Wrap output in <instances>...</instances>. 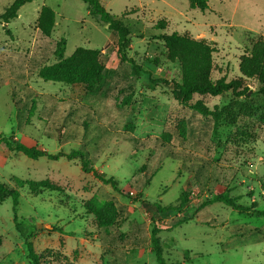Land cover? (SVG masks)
<instances>
[{
  "label": "rangeland",
  "instance_id": "374dc122",
  "mask_svg": "<svg viewBox=\"0 0 264 264\" xmlns=\"http://www.w3.org/2000/svg\"><path fill=\"white\" fill-rule=\"evenodd\" d=\"M13 1L0 0V13ZM101 2L129 27L132 41L126 54L151 72L152 78L181 77L179 62L167 57L162 33L187 32L206 39L214 48L212 78L226 76L227 80L242 75V55L264 37V0H208L209 9L204 11L192 8L189 0ZM45 4L56 12L52 37L67 40L65 55L81 46L99 50L98 61L106 82L100 93L91 95L89 83L46 80L37 71L28 84L39 93L74 100L85 107L91 105L96 112L104 113L102 117L95 116L98 121L116 128L128 123L130 134L149 140L136 146L114 138L99 156L95 167L107 177L113 176L116 187L84 172L79 159H33L0 143V182L20 192L15 209L10 196L0 195V264H32L22 231L41 255L42 264H159L151 243L154 225L164 228L158 235L169 263L264 264V241L223 248V244L231 246L256 235L250 228L264 226V94L258 92L259 80L246 78L245 85L250 90L241 97L227 91L217 96L194 94L191 99L192 103L198 101L209 109L217 106L225 112L218 134L212 135L215 158L224 168L223 183L214 185L213 192L228 190L230 196L238 197L237 203L249 207V211H241L215 202L200 209L198 193L209 194L203 179L193 169L187 171L182 160L161 159L171 142L164 128L166 119L182 125L188 119L189 108L180 104L169 88L152 86L149 79L132 73L130 64L121 60L117 38L108 24L91 15L86 2L33 0L24 4L19 16L9 23L0 18V48L31 56L38 35L37 18ZM161 19L167 20L165 29L156 28ZM57 61L52 56L45 65ZM11 91L8 83L0 87L1 133L53 153L79 147L78 142L62 143L47 135L51 128L42 118L41 100L29 123L19 130ZM113 91L117 99L109 95ZM125 98H130L129 104H122ZM51 132L58 134L56 129ZM143 165L147 168L143 169ZM42 181L45 183L37 185ZM183 192L189 193V202L162 213L152 215L142 203L147 199L179 204ZM114 207L126 213L122 221L118 219L110 227L113 234L108 238L132 232L136 225L147 238L145 247L132 250L129 245L114 253L102 244L105 228L98 224L92 210L109 217ZM207 212L217 216L218 226L202 221L206 216L211 220ZM15 213L22 231L17 228ZM180 219L186 222L167 229ZM243 224L244 230L238 231Z\"/></svg>",
  "mask_w": 264,
  "mask_h": 264
},
{
  "label": "trees",
  "instance_id": "16d2710c",
  "mask_svg": "<svg viewBox=\"0 0 264 264\" xmlns=\"http://www.w3.org/2000/svg\"><path fill=\"white\" fill-rule=\"evenodd\" d=\"M31 1L33 0H14L4 12L0 13V18L4 23H9L18 17L19 9L22 6ZM83 1L88 4L91 15L108 24L112 35L117 38L118 53L121 60L130 64L133 70L132 73L138 77L144 76L149 79L152 86L162 85L169 88L173 97L180 104L189 108L188 119L182 125L175 124L170 118L166 119L164 128L169 133L171 142L165 148L166 152L163 153L161 159L172 157L173 159L182 160L183 167L187 171L193 169L203 179L202 184L205 187L207 186L209 194L205 196L203 193H198V197H200L199 202H197L198 207L204 209L215 202H223L241 211H249V207L237 203L238 197L230 196L228 190L221 193L213 192V186L222 182L224 168L215 158V144L212 135L218 134V127L224 117V110L219 109L217 106L214 109H209L198 101L192 103L191 99L194 94L217 96L227 91H232L236 97L244 96L250 90L245 85L246 78H257L261 83L258 92L264 94V37L257 39L253 43L251 50L242 55L239 64L242 75L227 80L226 76L218 79L212 78L214 69L212 53L214 48L206 39L195 38L187 32L162 33L160 38L164 41L167 48V57L172 62H179L181 77L180 79L170 80L152 78L151 72L145 70L126 54L132 41L129 27L120 18L112 14L101 0ZM189 4L192 8H200L203 11L209 9L208 0H189ZM55 21V10L49 5H43L37 18L38 35L31 56L27 53L0 48V87L6 83L11 85V101L17 109V127L19 130H22L29 123L37 109L36 103L41 100L43 103L41 115L47 122V126L51 128L48 130L56 129L58 132V134H52L51 131H48L47 135L56 137L62 143L72 141L78 142L80 145L77 148H71L69 151L59 150L53 153L37 145H28L14 140L13 135L8 136L1 132L0 143L5 144L11 151L23 153L33 159H38L42 156L52 160H59L63 157L69 160L79 159L81 169L84 172L93 173L103 182L111 183L116 187L113 176L107 177L104 172L99 171L95 167L99 156L114 138L129 141L136 146L149 139L142 140L130 134L127 131L128 123L122 125L121 128H116V125L98 121L95 116L99 118L104 113L96 112L91 105L85 107L74 100L57 98L53 94L39 93L28 84V80L37 71L46 80L89 83L91 95L100 93L103 84L106 82L103 73L104 68L98 61L99 50L81 46L77 47L71 55L66 56V38L63 37L57 40L52 37ZM166 27L167 20L165 19H161L156 23V28L158 29H165ZM5 30L11 35L10 29L6 26ZM52 56H56L58 61L51 65H45ZM120 91L122 92V89ZM109 95H114V98L117 97L114 91L109 92ZM125 99L122 104H129L130 98ZM161 145L165 146V144ZM142 168L145 169L147 166L143 165ZM36 183L41 185L45 182ZM202 189L204 188L202 187ZM0 195L10 196L13 200L14 209L16 208L20 196L18 189L9 188L6 184L0 182ZM189 198V193L183 192L180 196L179 204H163L161 200L149 201L147 199L142 200V203L154 215L155 213L176 209L188 203ZM114 208V213L109 217L104 216L98 210H92L98 217V224L105 228L102 244L106 249L114 253L129 245H131L132 250L145 247L147 238L142 235L136 225L134 226L135 230L132 232L123 233L116 230V232L121 234L108 238V236L113 234L110 227L115 226L118 219L122 221L124 219L122 216L126 213L125 210ZM207 214L211 216V220L206 216L202 221L212 226H218L219 220L217 216L211 212H207ZM14 218L18 230L22 231L20 223L17 222L18 216L16 213ZM184 222H186L185 219H180L167 229L170 230ZM244 227H246L245 224L240 225L238 231H243ZM163 229L158 225L153 226L151 235L153 251L159 264H174L167 262L163 255V245L158 235ZM249 231L255 232L256 235H250L238 242V244L232 243L231 246L223 244V248L227 249L246 243L264 241V226L250 228ZM22 233L26 239L28 257L32 264H42L41 255L35 250L28 234L23 231ZM241 235L240 237L243 238Z\"/></svg>",
  "mask_w": 264,
  "mask_h": 264
},
{
  "label": "crops",
  "instance_id": "0c3cea01",
  "mask_svg": "<svg viewBox=\"0 0 264 264\" xmlns=\"http://www.w3.org/2000/svg\"><path fill=\"white\" fill-rule=\"evenodd\" d=\"M18 16H19V13H18ZM39 16V15H38Z\"/></svg>",
  "mask_w": 264,
  "mask_h": 264
}]
</instances>
